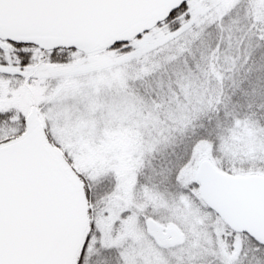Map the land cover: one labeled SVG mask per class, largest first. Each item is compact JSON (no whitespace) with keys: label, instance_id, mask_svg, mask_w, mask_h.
I'll list each match as a JSON object with an SVG mask.
<instances>
[{"label":"snow or ice","instance_id":"1","mask_svg":"<svg viewBox=\"0 0 264 264\" xmlns=\"http://www.w3.org/2000/svg\"><path fill=\"white\" fill-rule=\"evenodd\" d=\"M0 264H264V0H0Z\"/></svg>","mask_w":264,"mask_h":264}]
</instances>
